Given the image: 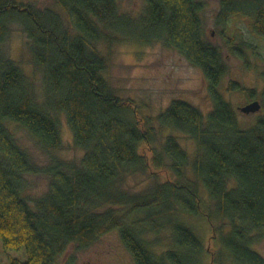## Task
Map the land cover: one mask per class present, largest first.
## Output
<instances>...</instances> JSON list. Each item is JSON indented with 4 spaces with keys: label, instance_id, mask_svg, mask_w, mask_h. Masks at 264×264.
<instances>
[{
    "label": "trees",
    "instance_id": "obj_1",
    "mask_svg": "<svg viewBox=\"0 0 264 264\" xmlns=\"http://www.w3.org/2000/svg\"><path fill=\"white\" fill-rule=\"evenodd\" d=\"M55 1L71 28L55 10L0 0V241L5 251L27 253L10 264H57L69 247L86 250L116 231L135 264H264L253 248L264 233V115L242 129L220 94L229 68L204 39L201 4L147 0L145 14L135 17L121 13L118 0ZM239 15L254 17V32L264 38V0H221L219 23ZM14 26L30 42L34 73H42L43 106L30 75L4 49ZM159 41L202 70L213 103L207 118L181 100L143 118L107 78L112 47ZM236 46L244 55L251 47ZM236 91L264 108V90L231 81L228 92ZM51 112L66 116L75 146L85 151L79 161L38 166L10 129L25 128L53 156L66 145ZM175 132L196 143L194 156ZM41 174L50 178L49 190L32 202L25 177ZM135 176L153 183L131 192ZM191 217L211 225L208 247Z\"/></svg>",
    "mask_w": 264,
    "mask_h": 264
},
{
    "label": "rangeland",
    "instance_id": "obj_2",
    "mask_svg": "<svg viewBox=\"0 0 264 264\" xmlns=\"http://www.w3.org/2000/svg\"><path fill=\"white\" fill-rule=\"evenodd\" d=\"M16 1L32 4L41 10H55L63 16L66 27L71 28L67 16L57 6L55 0ZM146 1L118 0V6L121 13L139 17L145 14ZM197 1L202 8L204 39L220 49L229 68L228 76L221 80L219 92L233 105L241 128L249 129L256 124L261 115H264V108L255 114L243 113L240 108L249 104V100L243 93L237 91L229 93L228 86L231 81H235L260 93L264 90V38L259 37L254 32V17L233 16L227 23L221 24L217 19L221 0ZM240 41L251 46L245 55L242 51L235 49ZM29 44L30 42L22 32L21 27L14 26L12 35L6 42L4 49L18 63L24 74L27 77L30 75L37 100L43 106L42 73H34L30 65ZM111 61L112 68L107 78L118 89L120 97L129 99L138 106L139 114L143 118H156L175 100L185 101L199 108L206 118L212 111L213 103L202 70L192 66L185 57L167 46L163 41L148 46L130 42L119 43L112 47ZM51 115L59 121L66 145L64 151L53 156L48 155L25 128L11 123L10 129L23 149L28 152L32 161L38 166L50 165L54 158H60L67 162L79 161L84 156L85 151L75 146L66 116L57 112H51ZM168 133H172V131L165 134ZM175 136L187 153L194 156L197 150L196 143L186 139L181 133L175 132ZM189 174L192 175L190 171ZM161 180H166L165 175ZM142 182V176H135L128 180L127 187L131 192H135L153 183L152 180L148 179L146 183ZM49 183L50 178L44 174L27 175L24 194L33 202L48 192ZM203 195L204 203L208 208L210 202L207 196ZM205 218L191 217L188 221L195 226L194 230L197 236L208 247L212 231L211 225ZM116 232L107 234L86 250L78 249L76 245L69 247L66 256L60 257L57 264H135L118 236V231ZM151 239L154 241V238ZM211 246L213 247L212 251H214L215 243H211ZM253 248L264 258V233L260 242L256 243ZM12 259L27 260L26 250L5 251L0 241L1 263L10 264ZM224 261V264H227L226 259Z\"/></svg>",
    "mask_w": 264,
    "mask_h": 264
},
{
    "label": "water",
    "instance_id": "obj_3",
    "mask_svg": "<svg viewBox=\"0 0 264 264\" xmlns=\"http://www.w3.org/2000/svg\"><path fill=\"white\" fill-rule=\"evenodd\" d=\"M261 109H262V105L259 100H255L247 104L245 107L240 108V110L245 114H255L260 112Z\"/></svg>",
    "mask_w": 264,
    "mask_h": 264
}]
</instances>
